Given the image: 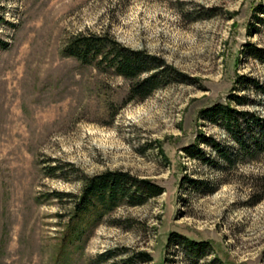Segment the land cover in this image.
I'll use <instances>...</instances> for the list:
<instances>
[{
    "label": "rangeland",
    "instance_id": "rangeland-1",
    "mask_svg": "<svg viewBox=\"0 0 264 264\" xmlns=\"http://www.w3.org/2000/svg\"><path fill=\"white\" fill-rule=\"evenodd\" d=\"M260 3L0 0V264H264V198L255 202L254 187L264 150L242 155L233 137L251 144L264 128L263 89L238 84L244 75L264 87V64L243 50L264 48V23L249 33ZM89 35L105 38L107 60L126 48L163 65L131 79L63 54ZM163 66L150 95L130 97ZM232 93L245 103H229ZM215 104L249 113L240 131L199 117ZM196 144L202 157L183 151ZM107 171L164 191L87 215L92 224L60 250L85 178ZM174 234L203 242L204 255Z\"/></svg>",
    "mask_w": 264,
    "mask_h": 264
},
{
    "label": "trees",
    "instance_id": "trees-1",
    "mask_svg": "<svg viewBox=\"0 0 264 264\" xmlns=\"http://www.w3.org/2000/svg\"><path fill=\"white\" fill-rule=\"evenodd\" d=\"M253 18L255 22L251 24L249 33H251V30L255 27V23H264L263 3H260L255 7ZM104 39V37L96 35L79 36L66 45L63 54L72 56L82 63H92L94 61L98 63H109L110 66H113L115 73L131 79H135L142 72L149 71L151 66L161 67L163 65V60H160L159 58L150 56L141 51H132L126 48H122L123 50L117 49L115 52H111L112 58L107 60V54L103 49L105 46V43L103 42ZM243 50L249 52L250 56L264 64V48L253 43H246ZM164 68L165 67L163 66L162 69H157L155 72H152L148 76L135 82L130 88V97L144 99L150 95V93L156 88L160 75L166 73L167 69L163 70ZM244 79L250 82L252 81L255 87H260L263 89L264 93V87L248 76H239L238 84H245L244 81H242ZM245 99V96L236 93H232L228 96L229 103L244 104ZM247 115H249L248 112L239 111L230 104H215L201 110L199 117L213 123L217 122L218 116L222 117L226 121L227 128L233 123L238 132L240 131L239 127L241 125L239 122L240 116L246 118ZM259 127L261 131L260 137L253 138L251 144H247V142L240 140V138L234 134L233 137L238 142L240 153L242 155L249 154L253 157L256 156V153L264 150V128L263 126ZM199 139L206 144H210L222 158H227L220 149V144L214 139L205 135H201ZM183 151L190 157L197 158L203 156V153L197 144L186 146L183 148ZM184 179L190 183V186L200 183L191 178L185 177ZM257 180L258 183L255 184L254 187L262 191V193L256 198L255 202L264 198V172L257 177ZM163 191L164 190L160 185L146 179H139L124 171H107L93 177H86L81 194L75 198L74 215L69 222V230L64 234L60 250L63 251L67 240L79 239V235H81L87 227L92 224V221H87V215L92 214L98 216L100 213L110 212L123 201H126L131 205L141 204L146 198L159 195ZM171 236H173V234ZM174 236L180 238L181 242L185 244L187 249L195 254L196 257L204 255L206 249L203 242H195L178 234H174ZM169 239L171 240V237H169ZM143 255H145V261L151 260V256L148 254L143 253Z\"/></svg>",
    "mask_w": 264,
    "mask_h": 264
}]
</instances>
